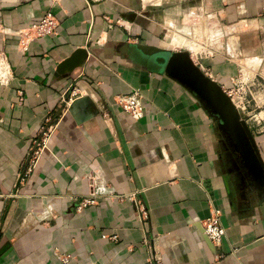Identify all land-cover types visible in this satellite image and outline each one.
I'll list each match as a JSON object with an SVG mask.
<instances>
[{"label": "crops", "instance_id": "1", "mask_svg": "<svg viewBox=\"0 0 264 264\" xmlns=\"http://www.w3.org/2000/svg\"><path fill=\"white\" fill-rule=\"evenodd\" d=\"M47 11L55 33L23 47L19 33ZM134 43L225 88L242 80L256 159L238 167L220 113L165 57L137 61ZM262 53L264 0H0V264H264V78L240 62ZM134 90L137 119L115 103ZM88 175L96 203L78 208ZM213 211L217 245L203 230Z\"/></svg>", "mask_w": 264, "mask_h": 264}, {"label": "water", "instance_id": "2", "mask_svg": "<svg viewBox=\"0 0 264 264\" xmlns=\"http://www.w3.org/2000/svg\"><path fill=\"white\" fill-rule=\"evenodd\" d=\"M130 47L138 55L137 61L150 65L154 63L155 66V62L158 61L155 60V57H165L167 67L178 69L220 113L226 127L244 152H246L248 158L252 160L256 159L254 141L247 129L245 121L241 119L239 110L224 93L220 85H217L212 79L207 78L198 68L190 65L183 56L174 53L170 49L143 43H134ZM83 56H85V52L83 50H77L70 57L63 60L58 65V68L60 70L72 69L80 63Z\"/></svg>", "mask_w": 264, "mask_h": 264}, {"label": "built area", "instance_id": "3", "mask_svg": "<svg viewBox=\"0 0 264 264\" xmlns=\"http://www.w3.org/2000/svg\"><path fill=\"white\" fill-rule=\"evenodd\" d=\"M59 19L51 13L47 11L44 15L38 20L29 25L28 28L21 31L19 33L21 42L23 47L27 45L29 41L34 38L44 37L48 35H53L55 33L56 27L58 25ZM201 67V65H199ZM212 79V78H211ZM242 79V78H241ZM240 80V77H239ZM224 93L231 99L233 104L240 108L244 109L248 103L250 102L247 98V94L249 93L242 80L236 82L233 87L225 88L223 85L220 86ZM75 93V92H74ZM115 103L121 107L126 113L131 115L133 118H139L143 113V105H142V95L138 90H134L129 95H120L115 99ZM50 122V117H46L44 122L39 128V139L34 137L32 141V147H30L31 154L34 157L39 156L41 149L48 143L51 128L52 126L48 123ZM90 181L92 182V191L88 196L82 199L78 208L85 207L87 205L96 203V190L94 179L91 175H88ZM144 213V211H143ZM218 211H213L209 217H207L203 223V230L208 238V240L213 244L217 245L224 235L225 230L224 227L219 222ZM102 237H107L109 239H115V236H107L102 235ZM161 264V263H158Z\"/></svg>", "mask_w": 264, "mask_h": 264}, {"label": "rangeland", "instance_id": "4", "mask_svg": "<svg viewBox=\"0 0 264 264\" xmlns=\"http://www.w3.org/2000/svg\"><path fill=\"white\" fill-rule=\"evenodd\" d=\"M194 18L196 19L197 18V15H196V12L195 11H192L191 13ZM187 21H190V17L187 16ZM246 58H249V59H253V58H250V57H241V60L240 62L244 65H247V66H250V68H246L243 70V77H247L248 75H251L253 76L254 73H256V78H258L260 81H261V77L264 78V69H263V65H264V53H262L261 55H257L255 58V60H259V62L257 63L259 70L258 68L256 70H253L254 68L257 67V65H253V69L251 67V65L245 60ZM263 83V82H262ZM264 85V83H263ZM258 90V89H256ZM264 107H260V108H257L256 110H260V109H263ZM226 153H229L230 157H233L235 159V163L237 162V160L239 159L240 161L238 162V167L240 166V168L243 169V160L246 161L248 158V155L246 154V152H244V150L241 148V146L239 145V143L234 139V137H231L229 139L226 140ZM240 151V154L238 153V151Z\"/></svg>", "mask_w": 264, "mask_h": 264}, {"label": "bare ground", "instance_id": "5", "mask_svg": "<svg viewBox=\"0 0 264 264\" xmlns=\"http://www.w3.org/2000/svg\"><path fill=\"white\" fill-rule=\"evenodd\" d=\"M76 103V102H75Z\"/></svg>", "mask_w": 264, "mask_h": 264}]
</instances>
